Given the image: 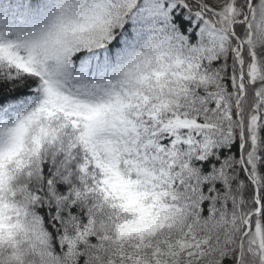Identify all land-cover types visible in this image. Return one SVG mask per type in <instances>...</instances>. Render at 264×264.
Here are the masks:
<instances>
[{"label": "snow or ice", "instance_id": "obj_1", "mask_svg": "<svg viewBox=\"0 0 264 264\" xmlns=\"http://www.w3.org/2000/svg\"><path fill=\"white\" fill-rule=\"evenodd\" d=\"M0 264H264V0H0Z\"/></svg>", "mask_w": 264, "mask_h": 264}]
</instances>
